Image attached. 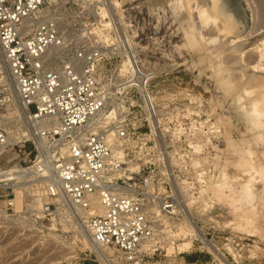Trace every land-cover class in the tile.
Masks as SVG:
<instances>
[{"label":"rangeland","instance_id":"374dc122","mask_svg":"<svg viewBox=\"0 0 264 264\" xmlns=\"http://www.w3.org/2000/svg\"><path fill=\"white\" fill-rule=\"evenodd\" d=\"M68 1L58 9L68 43L102 50L97 74L104 86L113 81L112 93L128 82L142 86L144 73L152 74L156 118L148 122L137 111L127 116L130 135L107 137L111 160L124 164L122 179L150 181L145 209L154 233L143 248L147 264H222L196 240L185 210L228 263L264 264V3ZM94 34H116V41L73 40ZM6 91L4 113L12 118L17 109ZM120 116L103 109L96 120ZM17 120L8 136L15 146L0 151V177H12L0 182V264H102L83 213L60 200L43 210L46 179L26 170L39 156ZM19 148L31 151L29 160H21ZM54 151L66 154L53 147L46 157ZM169 194L177 207L166 214L156 197ZM106 251L117 263V252Z\"/></svg>","mask_w":264,"mask_h":264},{"label":"built area","instance_id":"2783aa9c","mask_svg":"<svg viewBox=\"0 0 264 264\" xmlns=\"http://www.w3.org/2000/svg\"><path fill=\"white\" fill-rule=\"evenodd\" d=\"M110 2L100 0L103 5ZM69 4L68 0H0V47L20 101L28 115L42 126L41 136L58 150L64 147L66 152L61 158L56 151L49 158L39 157L26 170L46 179L49 201L44 205L45 212L58 204L60 196L80 210L99 209L87 218L92 242L117 252L119 260L115 264H147L143 248L154 233L145 209L147 196H151L150 181L122 179L124 164L116 158L110 160L112 145L107 137L112 132L120 140L130 135L127 116L137 111L148 122L156 118L155 103L148 90L152 74L144 73L148 75L142 86L129 84L112 93L113 81L104 86L97 74L102 50L72 49L68 43L70 36L62 27L58 9ZM91 4L88 2L86 6ZM83 36L72 38L116 41V34ZM135 67L140 72L136 63ZM9 105L8 93L0 81L3 152L15 146L8 144L10 133L2 115ZM103 109L124 117L114 118L112 122L97 121ZM33 146L38 153L34 142ZM17 151L21 152V160H29L31 151L23 152L21 148ZM51 163H55L53 175L48 173ZM156 198L161 200L164 213L175 211L174 195Z\"/></svg>","mask_w":264,"mask_h":264},{"label":"bare ground","instance_id":"6f19581e","mask_svg":"<svg viewBox=\"0 0 264 264\" xmlns=\"http://www.w3.org/2000/svg\"><path fill=\"white\" fill-rule=\"evenodd\" d=\"M264 3V0H260ZM247 2L249 3L250 0H247ZM228 4V3H226ZM231 3H229L230 5ZM222 6V5H221ZM250 7V6H249ZM223 11V10H222ZM227 13V12H226ZM231 14V13H230ZM233 15V14H232ZM240 19V18H239ZM237 21V20H236ZM206 22H209L206 20ZM229 22V19H228ZM220 37V36H219ZM227 57V56H226ZM231 57V55H230ZM229 58V56H228ZM227 58V61L230 59ZM0 81L1 83H3V85H6V90L8 89L11 94H12V101L16 107V111L17 113H15L12 118L10 119L6 114V113H2L5 123H6V128L8 129V133H9V128L10 125L13 121L19 119L22 121V123H24V125L26 127H24L21 131V134L23 137H30L33 142L36 144L37 148H38V154L39 157H41V159L43 160L44 158H46V156L48 155V151L50 149H52L54 146L51 144H49V146H46V144L44 143V138L41 136V134L39 133L40 128L42 129V126H38L37 122L32 118V116L28 115V113L26 112V106L23 105L20 101L18 92H17V88H16V84L15 81L13 79V77L10 74V69L8 67V65L6 64V62L4 61L3 58V53H2V49L0 47ZM137 70V69H136ZM140 74V72H138ZM148 74H146L147 76ZM135 76V71L132 70V78ZM131 78V79H132ZM129 79V80H131ZM129 84H135L132 82H128L127 86ZM4 85V86H5ZM140 86V85H139ZM262 109V108H261ZM253 110V109H252ZM255 110L254 109V114H255ZM264 111V110H262ZM102 112V111H101ZM100 112V113H101ZM100 115V114H99ZM99 115L97 117H99ZM251 117V116H250ZM260 120V119H259ZM18 121V120H17ZM96 122V121H95ZM23 125V126H24ZM114 134L113 132L110 133L109 135ZM109 139V138H108ZM113 139V138H112ZM112 141V140H111ZM14 141L12 138L8 137V144H12ZM3 150V147L0 146V151ZM114 153H116V151H114ZM113 155V154H112ZM111 155V156H112ZM111 160V158H110ZM51 169H48V173L53 175V171H54V167H55V163H51ZM31 175L33 174L32 172H30ZM13 175V174H12ZM12 177H0V182L2 181H6V180H10ZM2 184H0L1 186ZM1 188V187H0ZM20 194H17V196L19 197ZM62 206H66L71 210H75L77 211L76 213H80L82 215V213L88 218L90 215L98 212L99 209H94V208H90L87 210H80L79 208L75 207L74 205L71 204L70 201H68L67 199H65V197L60 196L59 198ZM44 208V207H43ZM185 214H186V219L187 222L189 223L188 227L190 228V230L194 233V236L196 238V240L202 245L204 246L214 257H216L222 264H230L228 263L222 256L221 254L216 250V247L212 244V242L204 235V233L201 231V229L196 225V223L194 222V220L191 218V216L188 213V210H185ZM83 225V224H82ZM87 228V223H85L84 225ZM84 226L82 228H84ZM85 229V228H84ZM83 230V229H82ZM86 231L89 233V229L87 228ZM84 233V232H83ZM87 236V235H86ZM90 236V234H89ZM87 238V237H86ZM151 239V238H150ZM87 240V239H86ZM89 245L92 248V251H94L96 257L99 259V261L102 264H113L115 263L113 259H109V256L107 254L106 251V247H99L97 246L95 243L92 242L91 238L89 239ZM116 258L119 257L118 255H116ZM117 260V261H118Z\"/></svg>","mask_w":264,"mask_h":264}]
</instances>
